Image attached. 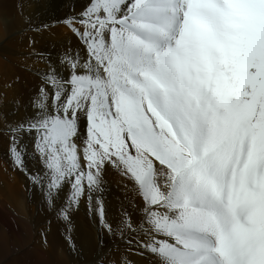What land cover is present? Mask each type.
<instances>
[{
  "label": "snow or ice",
  "instance_id": "snow-or-ice-1",
  "mask_svg": "<svg viewBox=\"0 0 264 264\" xmlns=\"http://www.w3.org/2000/svg\"><path fill=\"white\" fill-rule=\"evenodd\" d=\"M62 23L81 51L46 74L51 109L10 128L14 163L32 136L30 179L68 184L69 206L120 169L140 218L97 220L155 264H264V0H88Z\"/></svg>",
  "mask_w": 264,
  "mask_h": 264
},
{
  "label": "bare ground",
  "instance_id": "bare-ground-1",
  "mask_svg": "<svg viewBox=\"0 0 264 264\" xmlns=\"http://www.w3.org/2000/svg\"><path fill=\"white\" fill-rule=\"evenodd\" d=\"M87 2L0 0V264H155L139 244H128L127 230L109 233L97 220L101 204L114 228L125 212L134 222L140 218L138 190L120 169L106 164L99 177L102 192L69 206L68 184L50 194L30 179L28 172L37 167L32 136L16 133L24 167L14 163L10 128L33 115L34 101L51 109V99L43 101L39 89L45 86L51 96L46 74L55 70L66 76L61 64L66 51H81L62 21L80 13ZM79 130L84 135L83 120Z\"/></svg>",
  "mask_w": 264,
  "mask_h": 264
}]
</instances>
